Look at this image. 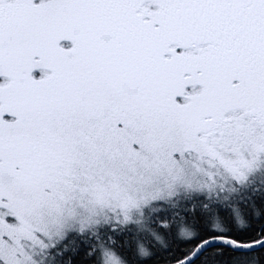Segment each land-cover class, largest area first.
I'll return each instance as SVG.
<instances>
[{
    "label": "snow or ice",
    "instance_id": "snow-or-ice-1",
    "mask_svg": "<svg viewBox=\"0 0 264 264\" xmlns=\"http://www.w3.org/2000/svg\"><path fill=\"white\" fill-rule=\"evenodd\" d=\"M0 264H264V0H0Z\"/></svg>",
    "mask_w": 264,
    "mask_h": 264
}]
</instances>
